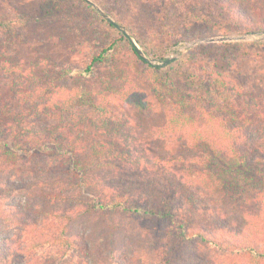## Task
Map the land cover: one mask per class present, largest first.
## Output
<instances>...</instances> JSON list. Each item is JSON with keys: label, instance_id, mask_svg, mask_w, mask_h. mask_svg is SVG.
Masks as SVG:
<instances>
[{"label": "trees", "instance_id": "trees-1", "mask_svg": "<svg viewBox=\"0 0 264 264\" xmlns=\"http://www.w3.org/2000/svg\"><path fill=\"white\" fill-rule=\"evenodd\" d=\"M42 1L44 17L68 32L100 33L104 41L83 65L44 56L26 66L20 31L42 18L0 4V175L12 172L0 178V264L53 263L33 256L40 246L57 248L60 260L79 254L88 264H175L179 254L183 263L196 264L206 260L204 250L227 245L244 264H264L259 221L248 229L241 220V213L264 205L263 96L233 71V63L249 56L244 46L201 45L189 67L164 72L83 0ZM97 1L147 52L167 16L178 18L172 9L194 10L200 2L246 21L240 31L264 32V0ZM181 36L172 43L191 39ZM123 53L151 72L153 103L166 114L161 147L152 138L135 146L115 124L114 109L148 107L141 105L147 98L112 100L125 91L127 73L120 75L119 67L133 62ZM104 71L109 75L102 77ZM23 197L27 209L12 201ZM37 198L41 203L32 201ZM46 205L67 209H58L56 229L45 236L36 215H45ZM15 229L41 240L24 244L11 234ZM231 234L236 243L229 244Z\"/></svg>", "mask_w": 264, "mask_h": 264}, {"label": "rangeland", "instance_id": "rangeland-1", "mask_svg": "<svg viewBox=\"0 0 264 264\" xmlns=\"http://www.w3.org/2000/svg\"><path fill=\"white\" fill-rule=\"evenodd\" d=\"M64 1L71 3V0ZM90 1L95 3L105 13H107L101 7V5L98 4L97 0ZM86 3L90 5L88 2ZM0 4H5V6H9L11 4L14 7L20 8V10L27 14L28 17L42 18L40 22H35V24L33 25L27 24V26H25L20 31L23 39L20 44L19 54L26 61V66H33L34 61L36 60L35 58L44 56H50L52 59H54V61L69 62L73 65H83L84 62L90 57V55L98 50V48L101 46L102 41H104V37L103 39L100 38V33L99 35H97L95 34V32L92 34V31H90L89 33H77L76 31H73L74 33L68 32L65 29L68 28L67 26L61 25L60 22H57L56 20L53 21V18L51 17H44L42 15V7L44 10V2L42 0H0ZM91 7L93 8V6ZM180 8L183 11L179 10L178 12L177 10L172 9L169 13L171 14L175 12L178 14V18H176L175 21L173 20V18H169L170 15H168L163 23V26L160 27V33H155L150 36L148 42L149 46L153 49V52H147L145 49H143V47H140L145 52H147V54L151 58H154L156 60H164L166 58L177 57L176 61L171 65L165 68L159 67L160 69H163L164 72H166L169 71L171 67H174L175 69H184V65H186V67H189L193 59L196 57L193 52L194 49L201 45H243V51H246L249 56L246 58H239L236 63H233V67H235L236 69V71L233 70L234 75L236 77H241L244 84L251 86V90H253L252 94L254 92L257 93V95L261 93L264 101V32L240 31L241 27L247 24L246 21H242L237 18L232 19L234 13H231L227 10H225L223 14H220L216 11V7L210 8L203 2L198 3V8L194 10H192V8L186 10L181 6ZM93 9L95 10V8ZM8 12L9 10L6 11V13ZM107 14L111 16L109 13ZM98 15L102 19H104L99 13ZM111 18L115 20L113 16H111ZM115 21L117 22V20ZM183 32L188 33V35L190 36L189 38L191 39L183 40V42L177 41L175 43H172V38L175 41L177 40V38H182L181 34H183ZM196 34H198L199 36L197 37ZM244 36L246 37V39L239 41L210 43L202 42V40L212 38H237ZM204 51L205 50L201 52ZM123 54L126 60L130 62L131 59L133 62H131V65L130 63H126L124 66L119 67L118 70L120 71V75L122 74V72L127 73V79L124 81L125 91L123 94L116 93V95L112 97V100L113 102H115L114 104L122 105V103L118 102H124V96L128 97V100L135 97H140L142 99L147 98L148 102L144 103V105L141 103V105L148 107H146L145 112L138 111L137 109L131 108L130 106H127V108L121 110L114 109L113 113L116 114L114 118L115 124H117L122 129L125 140L132 139V142L135 146H140L142 142H146L148 138H152L150 140L151 142L149 141L150 144L153 146L157 145L158 147H161L164 143V136H166L167 134L164 130H161V127H163L165 123L166 114L165 110L160 104L155 105L153 103L154 97L152 96L153 94L150 90L149 83L150 81H152V75L150 74L151 72L148 68L146 69V67H144L141 63L134 62L133 57L128 58L125 53ZM208 55L213 56L216 54L207 53L206 56ZM224 65L225 64H222V67ZM200 66H203L205 68V71L208 67L207 63H202ZM220 68L221 67H217L216 69L219 73L223 72V70H221ZM206 73L207 72H205V74ZM101 75L102 77H105L109 74L108 72L104 71V73ZM102 80L103 79H101L100 81L101 86L99 85V87L101 89H104L105 87L102 85ZM136 88L139 89V91ZM9 176H12V172L4 176L0 175V178H6ZM47 184L48 183L45 184L44 188H48ZM38 191L48 193L47 191H44L42 186H39ZM12 201L21 204L24 209H27V207L31 205L29 202H27V197L16 198ZM32 201L34 203H41L42 198H37L34 200L32 199ZM58 209H61V206L46 205V207L43 209L45 215H36L37 222H42V224L46 228L44 231L45 236L49 233L54 232V230L56 229L57 219L55 218L54 214H57L59 212ZM65 209H67V207L62 208L61 210L63 211ZM241 214V220L245 224V226L248 227V229H255V227H257L255 222L259 221V236L264 234V205L259 206V211L255 210L252 212ZM233 219L234 214L227 216V220L232 221ZM103 222L105 223V221ZM96 225L98 226V228H100L102 226V222ZM95 231L96 234H99V236H101L103 232V230ZM10 232L12 235L20 234V241L24 242V244L29 243L31 244V246L34 243H37V240H41V237L39 238L32 232L28 233V231L26 230L18 231L17 229H15L11 230ZM96 239L92 238V240ZM230 239L232 242H229V244L236 243L234 242V240L236 239L235 235L231 234ZM102 245L107 246L109 245V243L103 242ZM225 248L230 251L232 250V248L228 245L224 247V251L216 252L214 250H204L205 252H207L205 253L204 258H206V260L210 259V261L201 260L200 262L197 261L196 264H244L242 258L234 257L232 254H229L231 253L230 251H225ZM103 251L104 253H106V248H104ZM57 252L58 249L55 247L40 246L34 254L27 253V259L31 260L32 257L30 254H33V256H37L40 260L43 261L55 260L51 264H88L89 262L87 258L79 254L74 255L72 258L69 257L60 260L58 257L56 258ZM183 260L184 258L181 254H179L175 257V264H186L183 263ZM106 264H108V260H106Z\"/></svg>", "mask_w": 264, "mask_h": 264}, {"label": "water", "instance_id": "water-1", "mask_svg": "<svg viewBox=\"0 0 264 264\" xmlns=\"http://www.w3.org/2000/svg\"><path fill=\"white\" fill-rule=\"evenodd\" d=\"M88 2L95 10L104 18L106 19L112 26H114L120 33H122L132 44L134 50L138 54V56L144 60L148 65H152L155 67H161L165 68L172 63H174L177 59V57H171V58H166L164 60H156L154 58H151L147 52H145L140 45L135 41V39L128 33V31L120 25L118 22H116L114 19L111 18L107 13H105L99 6H97L95 3L91 2L90 0H84ZM246 39V37H237V38H231V37H225V38H212V39H206L202 40V42H229V41H239Z\"/></svg>", "mask_w": 264, "mask_h": 264}]
</instances>
